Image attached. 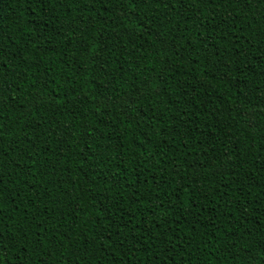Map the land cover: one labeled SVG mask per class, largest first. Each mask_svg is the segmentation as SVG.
<instances>
[{
    "label": "trees",
    "instance_id": "obj_1",
    "mask_svg": "<svg viewBox=\"0 0 264 264\" xmlns=\"http://www.w3.org/2000/svg\"><path fill=\"white\" fill-rule=\"evenodd\" d=\"M0 264H264V0H0Z\"/></svg>",
    "mask_w": 264,
    "mask_h": 264
}]
</instances>
